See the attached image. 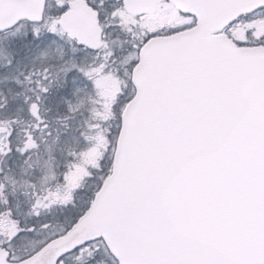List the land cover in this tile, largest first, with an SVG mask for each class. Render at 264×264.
Instances as JSON below:
<instances>
[{
	"label": "snow or ice",
	"instance_id": "obj_1",
	"mask_svg": "<svg viewBox=\"0 0 264 264\" xmlns=\"http://www.w3.org/2000/svg\"><path fill=\"white\" fill-rule=\"evenodd\" d=\"M0 264H264V0H0Z\"/></svg>",
	"mask_w": 264,
	"mask_h": 264
}]
</instances>
